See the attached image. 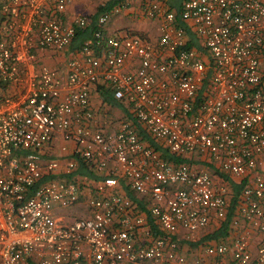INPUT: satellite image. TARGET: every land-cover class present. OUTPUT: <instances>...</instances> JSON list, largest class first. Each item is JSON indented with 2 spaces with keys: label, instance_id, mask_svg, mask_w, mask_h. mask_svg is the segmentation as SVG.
Returning <instances> with one entry per match:
<instances>
[{
  "label": "built area",
  "instance_id": "built-area-1",
  "mask_svg": "<svg viewBox=\"0 0 264 264\" xmlns=\"http://www.w3.org/2000/svg\"><path fill=\"white\" fill-rule=\"evenodd\" d=\"M72 1L0 0V264H182L179 231L195 239L228 207L225 187L180 161L193 153L254 174L241 213L263 239L253 253L239 236L232 254L235 264H264V0H179V10L120 1L60 66L41 63V51L63 53L88 28L85 13L64 20ZM135 7L158 21L154 40L107 31L112 14ZM97 86L131 119L99 124ZM57 139L73 143L69 158L60 146L65 167ZM78 161L101 178H71ZM122 187L147 196L148 212ZM86 191V215L63 221L57 213ZM228 249L207 245L215 260L199 263L224 264Z\"/></svg>",
  "mask_w": 264,
  "mask_h": 264
},
{
  "label": "crops",
  "instance_id": "crops-1",
  "mask_svg": "<svg viewBox=\"0 0 264 264\" xmlns=\"http://www.w3.org/2000/svg\"><path fill=\"white\" fill-rule=\"evenodd\" d=\"M79 0H73L72 3L68 6L67 11L63 14L64 20H70L79 12H74L78 4ZM108 0H104V3ZM122 1V0H121ZM132 1V0H131ZM168 5L173 6V9L179 10V0H166ZM83 3V0H80ZM120 2V1H119ZM117 2V3H119ZM133 2V1H132ZM146 2V0H143ZM134 3V2H133ZM167 5V4H166ZM116 6V3L108 9L106 12H111L113 7ZM135 11V12H134ZM96 12V11H95ZM89 16L90 21L88 27L95 26L96 19H94V15ZM95 14V13H94ZM114 18V19H113ZM106 29L111 34H124L126 31H130L135 34H139L144 39H152L157 38L158 31V21H152L145 19L139 13L137 14L136 7L134 10L132 8H127L119 14H112L107 25ZM91 34V33H90ZM189 36L193 35V32L188 29ZM81 36V35H79ZM86 38H89L90 35H86ZM84 38V37H83ZM78 36L73 39L71 44L65 49L63 53H53L49 51H41L40 52V62L46 63L49 66H60L62 61H65L71 53L80 45L83 41L80 40ZM85 39V38H84ZM196 40L190 41V46L196 48ZM264 66V63L263 65ZM101 86V85H100ZM100 86L95 87L91 92V100L94 109L97 111V122L99 124L106 125L107 127H115L117 126V121L122 119H131L130 112L125 108L124 105L115 102L111 95L105 91V89ZM103 95H108L110 98V102L103 100ZM141 136L144 137V141L150 143L153 147L157 148L163 157L168 160H175V157L171 155L167 149L163 147L160 143L155 142L151 137H149L143 129L139 130ZM63 144H67L69 148L68 158L72 157V149L73 143L65 142L62 139H57L54 144V151L56 155L63 157L61 159V167H65L68 159L65 154L60 153V146ZM182 162H187L192 167L198 168L200 170L207 171L214 182L218 185H222L225 187L227 192V211L226 216L223 219L212 218L210 223L203 229H201L195 239L185 240L182 239L181 235L183 234L181 231L178 233V237L180 240V248L179 253L184 257V262L182 264H201L199 262H205L206 260L213 261L215 258L208 257L205 255V247L207 245H214L216 243H225L228 245V252L221 259L224 261V264H235L232 254V243L233 241L239 237L244 236L250 242L249 247L250 250L254 253L259 242L263 239V234L260 233L257 229H253L248 221L242 216L241 207L243 205L242 201V192L246 186L253 185V173H249L245 176H235L231 175L227 172H224L219 168V166L213 162L205 161L202 157H200L197 153L187 154L184 157L180 158ZM83 171V172H79ZM106 171V170H105ZM107 172V171H106ZM260 172L264 175V167L260 169ZM63 174H57V176H62ZM71 178L75 180L82 179H95L98 180L102 175L95 173L92 169L85 167L82 163L78 161V165L76 169L69 174ZM121 180V179H120ZM123 183V180H121ZM123 192L133 199L143 211H147L146 205L148 203L147 196L137 195L133 191H131L127 187H122ZM87 195L89 192L86 191L83 199L78 202L76 205H73L69 208H65L57 215L63 221H69L73 219V217H80L86 215L85 210V202ZM142 198V199H141ZM76 212V213H74ZM148 212V211H147ZM76 215V216H75ZM236 222V223H234ZM157 234H160V231H157Z\"/></svg>",
  "mask_w": 264,
  "mask_h": 264
},
{
  "label": "trees",
  "instance_id": "trees-1",
  "mask_svg": "<svg viewBox=\"0 0 264 264\" xmlns=\"http://www.w3.org/2000/svg\"><path fill=\"white\" fill-rule=\"evenodd\" d=\"M119 1H121V0H108V1H106L105 2V4H103V5H101V6H98L97 7V9H96V12H95V14H94V19H93V21L96 19V17L97 16H99V15H101V14H103V13H105L108 9H110L115 3H117V2H119ZM122 1H125V0H122ZM96 28V26H93V24H92V26L90 27V29H89V27L88 28H86L84 31H82V32H80V33H78L77 35H76V37L78 36V38H81L80 40H84V38L86 39V35H90V33H91V31L93 30V29H95ZM79 35H81V36H79ZM75 37V38H76ZM84 37V38H83ZM74 38V39H75ZM103 100L104 101H107V102H110V98L108 97V95H103ZM180 159V158H179ZM181 160V159H180ZM183 161V160H182ZM79 172H83V171H79Z\"/></svg>",
  "mask_w": 264,
  "mask_h": 264
},
{
  "label": "rangeland",
  "instance_id": "rangeland-1",
  "mask_svg": "<svg viewBox=\"0 0 264 264\" xmlns=\"http://www.w3.org/2000/svg\"><path fill=\"white\" fill-rule=\"evenodd\" d=\"M83 1H84L83 3H81L80 0L78 1V4L80 6H77L74 9L75 10L74 12H82V13H88L90 15H94L97 7L103 5L104 3V0H83Z\"/></svg>",
  "mask_w": 264,
  "mask_h": 264
}]
</instances>
